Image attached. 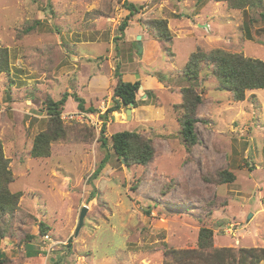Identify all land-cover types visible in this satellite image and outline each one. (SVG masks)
I'll return each mask as SVG.
<instances>
[{
    "label": "rangeland",
    "instance_id": "obj_1",
    "mask_svg": "<svg viewBox=\"0 0 264 264\" xmlns=\"http://www.w3.org/2000/svg\"><path fill=\"white\" fill-rule=\"evenodd\" d=\"M125 1L0 0V48L8 55V72L0 74V140L13 176L9 190L22 194L0 240L9 264H173L170 251L197 250L203 227L213 231L215 249L264 248V89L235 102L207 63L195 82L182 74L198 49L264 62V7L128 0L140 10L121 37ZM153 20L167 21L170 41L157 37ZM117 67L126 82L151 81L139 90L137 107L109 116L110 162L94 185L88 179L105 156L101 131L70 119L80 111L73 97L61 116L66 140L52 145L49 158H33V141L48 125L45 101L77 94L106 113ZM190 84L203 99L198 116L207 121L197 125L200 144L192 152L179 134L177 109ZM121 131L153 141L146 167L117 159L111 135ZM223 170L235 175L233 183L216 184ZM207 254L199 264H207Z\"/></svg>",
    "mask_w": 264,
    "mask_h": 264
},
{
    "label": "trees",
    "instance_id": "obj_2",
    "mask_svg": "<svg viewBox=\"0 0 264 264\" xmlns=\"http://www.w3.org/2000/svg\"><path fill=\"white\" fill-rule=\"evenodd\" d=\"M217 2H227L231 9L248 10L250 7H264L262 0H215ZM124 9L129 12L120 25V36L125 35L129 27V22L140 8L130 2H124ZM264 18V14L261 13ZM37 25V23H36ZM151 28L157 31V37L162 41H170L171 34L166 20H153ZM31 28L28 29L30 31ZM120 37V38H121ZM7 50L0 48V74L8 72ZM208 64L213 71V76L219 81L220 88L226 90L235 102L245 100L246 91L264 89V62L259 59L247 58L241 54H231L217 49L211 52H204L198 49L192 53L188 62L182 70L185 78L197 81L200 77V71L203 64ZM115 77L117 84L113 91V106L107 112L101 115L103 126L100 134L101 148L105 156L98 164L97 168L88 179V184L94 185L103 170L110 162L109 141L105 137L106 122L109 116L114 112H119L124 107H130L131 103L137 107V95L142 86L140 80L135 82H125L123 74L119 67L116 68ZM147 98L149 94L146 91ZM182 101L177 109L182 113L179 119V134L188 152L200 144V138L197 133V125L207 123L206 120L198 116L200 107L203 104L201 94L195 84L183 87L181 89ZM69 97H73L77 102V109L87 113H99L92 106H85V100L77 94L65 93L59 101L48 98L45 101V108L48 115L47 128L45 131L36 135L31 149L33 158H49L51 156L52 145L54 143L65 141L68 136L69 127L65 126L62 119V113ZM111 149L121 162L125 160L127 166L132 164L138 166H147L154 158L156 150L151 139L145 138L137 131H121L111 135ZM235 175L228 170H223L217 174V185L230 184L235 181ZM12 171L9 168V161L5 158L3 144L0 140V240L6 238L7 229L5 227V218L13 216L19 209L21 193H12L9 190V184L12 182ZM207 181V179H206ZM96 195L93 191L90 200ZM147 213H150L149 211ZM40 233H48V227L45 223H40ZM213 231L209 228H201L198 236L197 250H171L170 256L175 259L173 264H199L203 260L204 254L208 253L207 264H260L264 261V248H241L235 249H215L213 247ZM35 254V253H34ZM39 255V252L38 254ZM30 255V256H37ZM176 255V256H175ZM192 255V256H191ZM7 253L0 251V264H9ZM191 257V258H190ZM186 258V261L184 259ZM188 258V260H187Z\"/></svg>",
    "mask_w": 264,
    "mask_h": 264
},
{
    "label": "built area",
    "instance_id": "obj_3",
    "mask_svg": "<svg viewBox=\"0 0 264 264\" xmlns=\"http://www.w3.org/2000/svg\"><path fill=\"white\" fill-rule=\"evenodd\" d=\"M74 114H75L74 117L70 119L72 120L75 119L80 123L87 124L89 127H94V129H96L99 132L102 129L103 120L101 119V115L105 114V112L102 113V111H100L99 113H87L83 111H77ZM44 236H45L44 243L50 240L49 236H46V234Z\"/></svg>",
    "mask_w": 264,
    "mask_h": 264
},
{
    "label": "water",
    "instance_id": "obj_4",
    "mask_svg": "<svg viewBox=\"0 0 264 264\" xmlns=\"http://www.w3.org/2000/svg\"><path fill=\"white\" fill-rule=\"evenodd\" d=\"M137 41H141V36H138L137 38ZM142 89V86L140 87V90ZM130 107H134V104L131 103ZM132 109H128L127 110V118L130 120L132 118ZM123 163H125V160H123ZM87 207H83L82 211H81V214H80V218H79V225H78V229L76 231V236L79 234L80 230L83 228V225H84V220H85V217L87 215Z\"/></svg>",
    "mask_w": 264,
    "mask_h": 264
},
{
    "label": "crops",
    "instance_id": "obj_5",
    "mask_svg": "<svg viewBox=\"0 0 264 264\" xmlns=\"http://www.w3.org/2000/svg\"><path fill=\"white\" fill-rule=\"evenodd\" d=\"M142 38V37H141ZM146 77V76H145ZM143 78L142 79V81H141V83H142V85H143V83H145V84H147L149 81H151V79L150 78H148V77H146V78ZM123 79H124V77H123ZM147 79V80H146ZM146 80V81H145ZM136 81V79L135 80H130V82H135ZM126 82V81H125Z\"/></svg>",
    "mask_w": 264,
    "mask_h": 264
},
{
    "label": "clouds",
    "instance_id": "obj_6",
    "mask_svg": "<svg viewBox=\"0 0 264 264\" xmlns=\"http://www.w3.org/2000/svg\"><path fill=\"white\" fill-rule=\"evenodd\" d=\"M101 131V130H100Z\"/></svg>",
    "mask_w": 264,
    "mask_h": 264
}]
</instances>
